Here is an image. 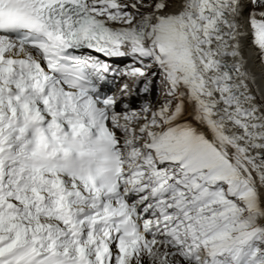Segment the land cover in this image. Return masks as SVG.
Returning <instances> with one entry per match:
<instances>
[{
  "label": "snow or ice",
  "instance_id": "obj_1",
  "mask_svg": "<svg viewBox=\"0 0 264 264\" xmlns=\"http://www.w3.org/2000/svg\"><path fill=\"white\" fill-rule=\"evenodd\" d=\"M262 6L0 0V264H264Z\"/></svg>",
  "mask_w": 264,
  "mask_h": 264
},
{
  "label": "bare ground",
  "instance_id": "obj_2",
  "mask_svg": "<svg viewBox=\"0 0 264 264\" xmlns=\"http://www.w3.org/2000/svg\"><path fill=\"white\" fill-rule=\"evenodd\" d=\"M249 7L250 5L244 9L245 16H247ZM169 10H172V9H169ZM248 32L249 34L242 40V51H243V56L245 60L244 68L249 70V72L251 73L253 77V79H250L248 81V84H249L250 91H252V93L256 96L255 102L261 103L262 100H264V65L260 62L261 58L258 55V51L255 49V47L251 43L250 29L248 30ZM151 70H153L155 73L158 72V70L155 67L151 68ZM158 76L159 75H157V77ZM118 87L119 85L116 86V88ZM161 88H162V85H161ZM158 93L156 95V86H155V90L151 91L150 95L137 94L134 97H132L131 103L133 107L135 108H139V105L141 106V104L146 101L151 102L152 105L155 106L161 98V94H162L161 89L158 91Z\"/></svg>",
  "mask_w": 264,
  "mask_h": 264
},
{
  "label": "rangeland",
  "instance_id": "obj_3",
  "mask_svg": "<svg viewBox=\"0 0 264 264\" xmlns=\"http://www.w3.org/2000/svg\"><path fill=\"white\" fill-rule=\"evenodd\" d=\"M256 49V48H255ZM257 51H258V49H256ZM260 57V56H259ZM260 62L264 65V60H260ZM152 72H154L153 70L152 71H150V74L152 73ZM155 73V72H154ZM159 81H160V77L158 76L157 77V75L154 77V82H153V87H152V91L153 90H155V86H156V95H157V93H158V91L161 89V84L159 83ZM160 86V87H159ZM157 87H158V89H157ZM159 94V93H158ZM161 94V93H160ZM162 95V94H161ZM139 107H140V105H139Z\"/></svg>",
  "mask_w": 264,
  "mask_h": 264
}]
</instances>
